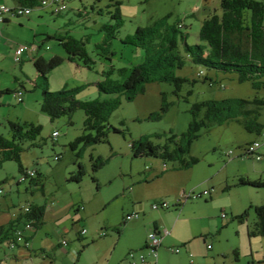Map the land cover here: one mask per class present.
Returning <instances> with one entry per match:
<instances>
[{
  "label": "rangeland",
  "instance_id": "1",
  "mask_svg": "<svg viewBox=\"0 0 264 264\" xmlns=\"http://www.w3.org/2000/svg\"><path fill=\"white\" fill-rule=\"evenodd\" d=\"M121 2L122 19H117L113 16L116 7L109 6L107 0H66L68 15L73 19L68 26L69 33L74 38L85 41L95 64L92 69H88L83 63L78 67V64L66 60L48 75V88L51 91H60L64 87L79 88L75 97L80 100L99 96L101 100H120L119 106L109 117V124L120 131L115 132L112 127L109 128L104 141L89 145L79 143L72 148L71 143L84 132L95 134L94 130L84 129L85 110L79 109L72 115L52 119L41 112L43 86L40 78L36 76V81L40 82L38 85L35 80L33 83L28 82L27 74L24 75L19 64L11 57L4 56L0 62V133L12 138L10 121H26L42 127L34 140L35 144L21 153L19 162L8 160L0 167V196H6L12 184V195L19 211L24 212L33 203L46 206L48 210L54 205L61 207L63 211V218L59 221L61 225L65 223L69 227L77 225V228H81L87 225L86 219L90 217L91 223L98 226L103 234L117 233L118 229H112L114 226L110 225H119L124 216L126 222L138 219V212L135 218L128 220L127 216L135 213L132 211L134 205H139L143 210L154 208L156 218H163L170 228L177 221L172 236L168 235L170 228H166L164 234L163 231H151L162 237V243L166 235L173 240L192 236L193 226L198 222L201 228L203 226L205 230L212 231L215 238L220 234L225 245L239 242L238 225H223L228 219L221 218L222 210L227 208L229 213L228 207H233L240 213L248 211L247 222L257 218L254 206L264 204V186L245 185L240 182V178L245 177L252 182L264 181V131L249 132L243 124L232 121L203 130L201 136L192 143L190 150V154L199 157V160L189 167L158 155L137 156L131 143L143 137L150 139L153 145L162 146L172 134L180 135L189 129L193 103L214 98H264V88H254L248 80L239 81L233 71L218 70L186 59L184 66L175 71L177 76L187 79L178 94L175 93L172 81L146 83L144 91L132 100L127 99L124 93H101L94 82L104 79L103 72L112 70L114 66L110 76L123 81L127 71L122 72L121 69L128 70L135 63L144 60V50L125 43L127 36L135 35L139 27L153 25L159 20L167 24H182L181 31L187 33L186 41L196 44L201 41L199 28L208 16L202 13L206 5L212 11L221 12L219 0ZM26 19L25 16H19L16 21ZM120 22L116 36L109 38L107 45L103 44L112 33L110 31L115 30L104 29L103 25L116 26ZM22 36L29 38L31 34L29 30H25ZM181 40L180 49L185 53ZM98 43L102 44L103 49L97 47ZM7 50L4 48L1 51L6 54ZM48 53L45 54L46 60L50 59ZM28 62L33 69L34 63ZM206 77L211 80L205 79ZM16 90H23L27 94L24 102L17 100L13 93ZM165 105L167 109H164ZM261 113L258 120L264 125V107ZM55 130L60 133L56 140L52 136ZM254 141L261 143L258 152L262 159H258L256 155L244 154L247 145ZM230 150L232 156L229 154ZM56 156L59 160H55ZM100 160L105 161V164L95 170V165ZM80 164L85 169L83 178L80 181L71 180ZM21 167L24 171L36 170L37 173L34 178L28 177L24 182L16 184L23 173L19 170ZM133 187L137 188L136 197H142L141 201L138 200L140 202L136 201L131 192ZM182 189L186 191L182 192ZM160 201L168 202L169 208L156 209L153 205ZM178 202L180 203L176 205ZM129 211L132 213L126 215ZM217 215V220L221 222L219 227L215 219ZM199 217L204 221H198ZM122 227L121 224L120 229ZM82 230L85 229H81V233ZM149 234L147 248L155 256L151 251ZM125 239L126 234L123 235V240ZM258 240H262L259 252L263 256L264 238ZM246 241L249 246L247 237ZM159 246L156 247L155 257L158 255ZM142 257L144 256L141 259ZM141 259L140 262L143 263L145 259ZM247 262L242 257L241 264Z\"/></svg>",
  "mask_w": 264,
  "mask_h": 264
},
{
  "label": "trees",
  "instance_id": "2",
  "mask_svg": "<svg viewBox=\"0 0 264 264\" xmlns=\"http://www.w3.org/2000/svg\"><path fill=\"white\" fill-rule=\"evenodd\" d=\"M35 1L26 0L25 2L32 5ZM107 1H109V6L116 7L113 16L117 19H122L120 11L121 0ZM38 2L42 5V0H38ZM23 4L22 6H29ZM220 8L221 12H212L204 18L199 28L201 41L196 44H190L186 41L187 33L181 31L182 24H167L159 20L153 25L139 27L135 35L127 36L125 43L144 50V60L135 63L128 70L121 69L122 72L127 71V75L123 81L116 80L110 76L115 68L114 66L112 70L103 72L104 79L100 78L97 82H94L98 90L101 93H124L127 99L132 100L144 91V84L146 83L172 81L175 93L178 94L182 84L187 79L177 76L175 71L184 66L186 59L195 63H203L208 67L218 70L233 71L237 74L239 81L244 82L248 80L254 88H259L260 86L264 88V81H262L264 77V0H221ZM120 25L121 22L116 24L117 27L114 24L103 25L104 29H115L114 31H110L112 33L105 39L103 44L107 45V42L116 36L115 34ZM47 39H55L58 45L65 50L66 59L72 61V63L78 65L83 63L88 69L93 68L95 59L89 55L85 41L82 38H74L69 33V30H66L56 35H46L45 40ZM180 39L184 43L185 53L180 49ZM25 45L28 44L26 43ZM28 46L30 47V50H26L28 52L35 51L37 47H40L35 44ZM97 47L103 49L100 43L97 44ZM23 54L21 61H15L16 63H22ZM62 63L63 58L56 55L49 60L41 56L34 60V68L43 86V95H41L40 102L41 112L54 119L63 115H72L73 112L79 109L85 110L84 129L85 131L94 130L95 134L84 132L71 143L72 148H75L79 143L89 145L98 141H104L111 127L115 132H119L118 128H114V126L109 124L110 113L120 104L118 98L101 100L99 96L90 100H80L75 97L79 88L71 89L64 87L60 91H51L48 88L49 73ZM205 79L210 78L206 77ZM39 83L35 80L36 85ZM19 91L13 92L15 96ZM23 94L25 95L24 91ZM16 98L19 102L24 101L23 95L22 100H19L17 96ZM263 107L264 98L259 96H255L251 100L230 97L219 100L214 98L197 101L192 104V120L189 129L185 132L180 135L172 134L168 138V142L162 146L153 145L150 139H143L142 137L132 142L131 147L137 156L158 155L163 159H172V161H178L182 166L189 167L199 160V157L190 154V150L192 143L201 136L203 130H208L214 125L228 124L232 121L243 124L249 132L262 133L264 125L261 124L258 117L262 114L261 110ZM167 108L165 105L164 109ZM9 127L12 138L0 133V167L8 160L19 162L21 153L35 144L34 140L37 139L42 130L40 124L26 121H10ZM230 155L232 156V154ZM55 160H59V157L56 156ZM104 164L105 161L100 160V163L98 162L95 165V170L100 169ZM79 167V170L72 174L71 180L80 181L83 178L85 174L84 166L80 164ZM22 168L19 169L23 172L22 174L26 173L27 171L22 170ZM34 171L36 175L37 171ZM35 175L30 176V178H34ZM93 178L96 179L95 177ZM240 182L245 185L264 186V181L258 180L252 182L245 179V177H241ZM163 202L165 201H160V204ZM162 208L166 209L169 206H162ZM254 208L257 218L249 226L248 235L251 237L256 235L264 236V204L260 206L256 205ZM30 209V212H27L24 216L28 220L33 221L34 227L41 226L43 224L45 206L31 205ZM248 215L249 212L246 211L236 215L234 219L245 222ZM12 226L10 228L13 230ZM3 231L0 228V235H2Z\"/></svg>",
  "mask_w": 264,
  "mask_h": 264
},
{
  "label": "crops",
  "instance_id": "3",
  "mask_svg": "<svg viewBox=\"0 0 264 264\" xmlns=\"http://www.w3.org/2000/svg\"><path fill=\"white\" fill-rule=\"evenodd\" d=\"M25 1L0 0V4L15 7L22 6L23 3V5H29ZM219 2L221 3V0ZM29 6H32V9L30 15H24L26 20L16 21L19 17L9 15L0 24V62L4 56L13 59L14 51L20 45H25L23 43L39 45L40 47H37L35 51H26L23 54L22 63L18 65L23 70L24 75L27 74V81L33 83L36 80L37 71L34 68L35 65L32 69L28 61L34 63V60L40 56L46 59V52H49L50 58L56 55L63 58V63L68 61L65 50L58 45L57 41L55 39L45 40V37L70 30L68 26L73 19L68 15L67 9L62 13L58 12L59 15L53 11L52 6L41 5L38 0ZM78 11L81 12V10ZM212 12L215 11H212L211 7L207 5L202 11L205 15H210ZM51 27H54V30H51ZM25 30H29L31 34L29 38L22 36ZM4 48L8 49L6 54L1 51ZM30 69L32 70L30 71ZM26 95H23L24 100ZM22 182L18 181L16 184ZM10 186L11 189L6 196H0V228L4 230L0 235V264H134V262L137 264H241L242 257L247 259V264H264V255L262 256V253L259 252V244L262 243V240H258L264 236L251 237L248 235L249 226L254 223L255 219L252 222L234 219L240 212L233 207H228L229 213L227 208L222 210V212L227 213L226 217L221 215V218L228 219L225 224L222 223L223 225L232 223L238 225L237 234L240 240H238L239 242L234 241L230 246L225 245L220 234L218 238H215L212 231L205 230L203 226L204 229H202L198 221L203 222L204 219L200 217L197 218L198 223L193 226L192 236L177 238L175 241L166 236L173 235L177 221H175L173 228H170L163 218H156L154 208L143 210L142 206L134 205L132 211L140 214L138 219L126 222L124 216L119 225H110L114 226L112 229H118L117 233L103 234L98 230V226L91 223L90 217L86 219L87 225L81 228H77V225L69 227L65 223L61 225L59 221L63 218V211L61 207L53 205L49 207V210L45 206L43 224L26 230L24 240L11 249L7 243L8 239L12 237L15 229L25 226L28 219L24 216V212L16 209L12 195L14 187L12 184ZM17 191L19 192V188ZM136 191V187L131 189L133 196L137 199L136 201H141L142 197H136ZM183 191L186 190L182 189ZM33 205L37 204L33 203ZM130 213L132 212L129 211L126 215ZM147 213L148 215H146ZM218 217V215L215 216L217 227H219L220 222L219 219L217 220ZM121 224L123 227L120 229ZM10 226L14 229L12 230ZM166 228H170L171 231L163 237V243L158 247V255L155 257L150 254L147 248L148 234L153 230L162 232ZM81 229H85L86 233L82 234ZM124 234L127 235L125 241L123 240ZM64 239L67 240L65 244L62 243ZM25 242L28 243L27 246ZM175 249L179 250L176 251ZM141 256L146 257L143 263L140 262Z\"/></svg>",
  "mask_w": 264,
  "mask_h": 264
},
{
  "label": "built area",
  "instance_id": "4",
  "mask_svg": "<svg viewBox=\"0 0 264 264\" xmlns=\"http://www.w3.org/2000/svg\"><path fill=\"white\" fill-rule=\"evenodd\" d=\"M42 4H44L45 6H52L53 8V11L54 12H59V13H62L63 11H65L66 8H68V5L67 3L65 2V0H42ZM31 7L29 6H19V7H15V6H10L8 4H1L0 5V24L5 21L7 19V17L10 15V16H15V17H19V16H24V15H30L31 13ZM30 50V47L28 45H20L16 51L14 52V61L16 62H19L21 61V56L23 54L24 51L26 50ZM22 95L23 94V91H19L17 93V97L19 100H22ZM264 133V132H263ZM59 136V132L58 131H54L53 132V137L55 139H57ZM261 145L260 142L258 141H254L253 143L247 145V147L245 148V151H244V154L247 155V156H250V155H256V157L258 159H262V155L260 154V152H258V147ZM230 154H232V151L230 150L229 152ZM35 175V171L34 170H31V171H27L26 173L22 174V176L20 177V181H23V180H26L27 179V176L28 177H32ZM156 209L157 208H161L162 206L163 207H166L168 206V202H163V203H154L153 205ZM31 206H28L24 209V214H26L27 212H30V209ZM138 216V213L135 212V213H132L131 215H128L127 216V219H132V218H135ZM222 216L223 217H226L227 216V213L224 211L222 213ZM34 225H33V221L31 220H27L26 223H25V226H23L22 228H17L14 230L13 232V235L12 237H10L7 241L8 243V246L9 248L13 249L16 247V245L24 240L25 238V235H24V232L26 230H29L31 228H33ZM82 233L84 234L85 233V230H82ZM165 231H163L162 234H164ZM63 244L67 243V240L64 239ZM149 243L151 244V251L155 254L156 256V247L158 245H161L162 243V237H159V236H156L155 235V232H151L149 234ZM26 246H27V242H25ZM211 246V245H210ZM208 246V247H210ZM144 257H142L141 261H144ZM1 264H4V263H1Z\"/></svg>",
  "mask_w": 264,
  "mask_h": 264
}]
</instances>
